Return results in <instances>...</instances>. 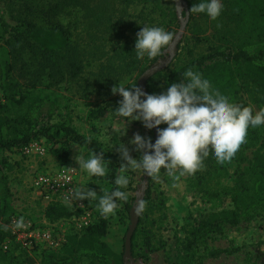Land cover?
<instances>
[{"label":"rangeland","instance_id":"1","mask_svg":"<svg viewBox=\"0 0 264 264\" xmlns=\"http://www.w3.org/2000/svg\"><path fill=\"white\" fill-rule=\"evenodd\" d=\"M173 1L174 5L172 0H161L160 6L154 7L143 0H123L117 5L119 11L113 13L117 22L114 27L106 28L104 25L92 37L82 28H73L70 39L72 50L60 53L61 73L65 76L58 83H50L44 79V73L43 76L37 75L41 72L39 63L44 62L42 51L25 36L31 33V29L48 28L49 24L35 9L22 11L26 4L38 10L42 9L43 4L37 5L38 2L33 3L34 0H0V93L3 102L10 104L12 97L19 98L22 95L49 97L57 106L49 121L52 134H56L60 123L71 117L73 125L91 140L97 151H111L118 156L117 175L120 174V167L126 163L119 151L120 143L128 147L133 158L139 159L142 153L130 143L133 136L139 133L155 142L153 128H146L140 120L127 122L112 112L119 107L122 99L119 94L112 93L113 86L132 82L138 75L136 67L144 65L142 61L139 65L130 63L136 59L134 48L137 33L145 25L162 26L174 34L170 47L164 49L163 55L156 61L165 62L171 57L167 66L151 76L156 81H164L172 69L213 46L225 44L230 48H238L264 35V19L259 12H251L257 0H222L223 10L216 20H211L205 14H190L186 2ZM177 4L182 10H178ZM70 13L62 12L58 18L60 22L69 24ZM15 29L25 34L20 41L14 37ZM9 42L15 47L14 53ZM70 56L81 67L74 77L71 76L68 63ZM149 79L145 83L146 93L160 94L165 91L163 85L149 82ZM221 93L227 95L232 103L252 106L256 111L264 108V90L249 78H240L234 92L225 90ZM24 109L25 104H11L2 112L19 116ZM97 109H104L105 115L91 116L92 110ZM113 125L122 130L126 128V135L117 138L111 129ZM162 126L166 128L167 124ZM52 141L41 138L47 148L44 156H26L14 150H0V161L7 163L0 166V205L8 191L17 213L38 225L45 221V205L32 188L37 173H51L71 165L78 174V187L88 186L98 194L109 188L105 176L89 177L79 169L75 159L77 147L72 146V154L67 161H63L53 152ZM78 147L83 150L85 158H90L92 154L87 149ZM263 154L264 125H261L248 129L245 142L234 157L223 164L217 163L210 149L201 168L183 175L177 169L178 178L169 177L164 169H161L159 179L149 177L147 180L142 169L126 172L130 183L123 190L128 194L131 209L127 211L124 202H120L115 214L106 218L108 234L101 242L106 243L107 248L99 245L101 254L111 259L109 264H118L115 260L118 249L123 252L122 263L130 264V259H127V263L124 261L125 237L132 221L131 210L141 198L144 207L140 213L142 220L132 249L131 264H264V203L260 202L254 191V165L256 157ZM149 186L152 188V197L145 201ZM261 196L264 198V191ZM91 204L92 201L85 199V210L78 217L55 223L58 224L54 228L56 235L63 240L66 234L81 231L78 226L84 222L85 215L89 224L103 217L99 208L93 209ZM228 210L245 213L240 224L226 227L223 236L212 238L207 247L203 245L196 251L197 255L211 250L221 252L216 257L202 261L196 255H186L184 242L196 223L210 214ZM3 223L4 219L0 215V224ZM24 250L34 254L33 248L19 242L14 249L16 257L13 264L18 259L23 260ZM80 264L104 263L101 259L85 258Z\"/></svg>","mask_w":264,"mask_h":264},{"label":"trees","instance_id":"2","mask_svg":"<svg viewBox=\"0 0 264 264\" xmlns=\"http://www.w3.org/2000/svg\"><path fill=\"white\" fill-rule=\"evenodd\" d=\"M184 1L187 3L189 12L192 5L198 2V0ZM36 2H38L37 5L39 3L43 4L41 10L36 7L30 8L31 6L26 4L22 11L26 12L35 9V12L42 14V19L49 24V27L33 28L28 35L15 29L14 37L20 41L25 35L27 39L33 41V44L42 51L44 58V62L39 63L41 72L37 73V75L43 76L44 73V79L49 80L50 83H58L65 76L61 73L60 60L62 56L60 53L61 51L69 52L72 50L70 41L72 29L82 28L92 37L104 25H106V28L114 27L117 22L113 13L119 11L117 5L122 3L123 0H34L33 3ZM143 2L154 7H159L161 4V0H143ZM172 4L174 5L173 0ZM62 12H71L69 24L65 25L58 19ZM106 12H109L108 16H105ZM251 12H259L264 19V0H257L256 7L252 8ZM8 44L14 53L15 47L11 42ZM158 58L159 56L151 60L147 57L143 60L133 59L130 63L131 65H139L141 61L144 62V65L136 67L138 75L127 85L136 83L139 86L138 78ZM68 63L71 69V76H76L81 67L77 65L75 58L71 56L68 58ZM188 68L202 73L203 77L211 82L212 87L220 92L225 90L234 92L238 80L245 77L256 82L264 90V35L247 41L238 48H230L225 44L213 46L206 52L196 54L187 63L172 69L164 81H156L155 77H151L149 82L163 85L166 91L171 82H180L183 79L182 73ZM60 73L61 75H59ZM11 104H25V109L19 116H11L2 112ZM56 109L57 106L53 100L47 96L39 95L12 97L10 104L7 102L0 103V150L22 152V149L30 142L36 140L41 142V138L46 137L47 141L53 140L52 150L63 161H67L66 159L72 154L73 145L82 146L91 154L93 151L103 153L105 160H107L105 178L109 183V188L106 190H113L116 187L114 179L118 172V156L111 151H97L94 144L88 142L89 140L73 125L71 117H67L66 120L60 123L56 134H52V126L49 121L54 116ZM103 115H105L104 109L92 110L91 112V116L101 117ZM159 128H163V126L160 125ZM3 163L7 165L6 161L2 160L0 161V166ZM254 166L256 169L254 191L260 202L264 203V198L261 196L264 191V154L256 157ZM5 185L6 182L4 183ZM99 194L102 195L103 191ZM4 197V202L0 205V215L6 224H0V264H9L8 262L13 264L16 257L14 249L16 246L18 247L19 242L12 234L10 222L12 216L18 213L12 205L11 194L7 191V195ZM151 197L152 188L149 186L146 189L145 201L150 200ZM124 204L127 211H130L129 200L124 202ZM91 207L93 209L99 208L98 200L92 201ZM84 210L85 208H76L61 202H51L44 207V223L39 225L36 223V226L38 228H50L56 234L54 228L58 224L55 223L78 217ZM244 214V212H239L238 210H228L210 214L200 222H197L188 233L184 242L183 250L186 255H189V257L196 255L197 259L201 261L209 257H216L221 252L220 250H211L201 255H197L198 252L196 251L203 245L207 247L208 242L212 238L223 236L226 227L240 224ZM141 220L142 217L140 216L138 226L132 237V249H134L135 238ZM108 225L107 219L101 217L81 231L66 234L61 246L56 249L46 248L42 244L41 246L37 244L33 248L34 254L24 250V258L21 261L24 264H80L83 259L87 258L93 260L101 259L104 264H109L111 259L103 256L98 247L102 245L103 248H107L106 243L101 241L108 234ZM5 227L7 230H5ZM7 243H10V245L5 248ZM115 260L118 264H123L122 258L118 257L117 259V256H115ZM21 261L18 259L14 264H23ZM173 264L177 263L173 262Z\"/></svg>","mask_w":264,"mask_h":264},{"label":"clouds","instance_id":"3","mask_svg":"<svg viewBox=\"0 0 264 264\" xmlns=\"http://www.w3.org/2000/svg\"><path fill=\"white\" fill-rule=\"evenodd\" d=\"M177 7L182 10L178 4ZM222 10V0H198L190 8V14H205L216 20ZM173 40L174 34L164 27L145 25L137 33L136 59L147 57L151 60L162 56L163 50L169 48ZM182 76L180 82H171L160 94L146 93L136 83L113 86L112 93L122 96L119 107L112 111L114 116L127 122L140 120L148 129L162 124H167V127L159 128L154 143L139 133L133 136L130 143L142 153L139 159L133 158L128 147L120 143L119 151L126 163L120 167V174L115 176L116 187L113 190L103 189V194L98 196V192L88 186L75 187L69 190L70 196L65 197L67 205L70 206L73 200H98L101 216L108 218L115 214L118 203L128 200V194L123 190L130 183L126 172L142 169L148 177L159 179L161 169H164L169 177L178 178L177 169L183 175L201 168L210 149L217 163L223 164L230 161L245 142L250 127L255 129L264 125V108L256 111L252 106L230 102L227 95L214 89L202 73L192 68L183 71ZM111 129L117 138L126 135V128L122 130L113 125ZM73 146L78 148L75 159L79 169L89 177L106 175L107 160L103 153L93 151L90 158H85L83 150ZM143 207L141 201L137 210ZM24 227V219L20 217L15 228Z\"/></svg>","mask_w":264,"mask_h":264},{"label":"built area","instance_id":"4","mask_svg":"<svg viewBox=\"0 0 264 264\" xmlns=\"http://www.w3.org/2000/svg\"><path fill=\"white\" fill-rule=\"evenodd\" d=\"M3 102L0 93V103ZM22 153L26 156H44L47 153L46 146L40 141H32L22 149ZM78 174L73 166H63L51 173L39 172L35 175L32 181V188L34 193L40 198L43 203L48 205L51 202L65 203V197L70 196V189L78 187ZM66 204V203H65ZM71 206L76 208H84V200H73ZM89 216V215H88ZM23 217L19 214L12 216L10 228L16 240L24 246L34 248L35 244L42 243L46 248L56 249L61 246L62 238L57 236L50 228H38L36 224L24 219L25 227L21 229L15 228V223ZM79 220H82L79 217ZM83 223L79 224L80 229H84L89 225L87 216H84ZM79 229V230H80ZM8 245L5 244V248Z\"/></svg>","mask_w":264,"mask_h":264},{"label":"water","instance_id":"5","mask_svg":"<svg viewBox=\"0 0 264 264\" xmlns=\"http://www.w3.org/2000/svg\"><path fill=\"white\" fill-rule=\"evenodd\" d=\"M184 0H176L177 3L183 2ZM185 2V1H184ZM176 44V41H174V45ZM171 61V57L167 58L165 60V62H156L153 65L150 66V68H148L138 79V84L139 86L146 92L145 90V83L146 81L153 76L156 72H158L159 70L162 69V67L167 66L169 64V62ZM146 98V97H145ZM154 132H155V140L158 138V130H159V126L154 127L153 128ZM149 177L147 175H145V180H147ZM142 201V199L140 198L137 206L133 207L131 210V214H132V221H131V225L127 231L126 237H125V251H124V261L125 263H127V259H130V264L133 262V258H132V237L133 234L138 226L139 223V218H140V213L141 210H137L138 209V205L139 203Z\"/></svg>","mask_w":264,"mask_h":264},{"label":"crops","instance_id":"6","mask_svg":"<svg viewBox=\"0 0 264 264\" xmlns=\"http://www.w3.org/2000/svg\"><path fill=\"white\" fill-rule=\"evenodd\" d=\"M1 151H3V150H1ZM5 151V150H4ZM13 205V204H12ZM45 205V204H44ZM14 207V206H13ZM15 208V207H14ZM122 254H123V252L122 251H119L118 249H116V255L115 256H117V259H118V257L119 258H122Z\"/></svg>","mask_w":264,"mask_h":264}]
</instances>
